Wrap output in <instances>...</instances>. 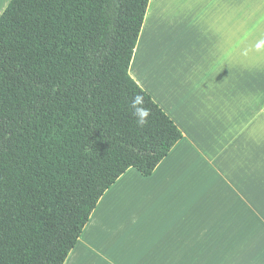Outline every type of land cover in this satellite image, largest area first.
Listing matches in <instances>:
<instances>
[{"label":"crops","instance_id":"crops-1","mask_svg":"<svg viewBox=\"0 0 264 264\" xmlns=\"http://www.w3.org/2000/svg\"><path fill=\"white\" fill-rule=\"evenodd\" d=\"M260 41L264 0H149L128 72L182 138L116 180L64 264H264Z\"/></svg>","mask_w":264,"mask_h":264},{"label":"trees","instance_id":"trees-1","mask_svg":"<svg viewBox=\"0 0 264 264\" xmlns=\"http://www.w3.org/2000/svg\"><path fill=\"white\" fill-rule=\"evenodd\" d=\"M148 3L11 0L1 14L0 264H64L116 180L150 176L182 138L128 72Z\"/></svg>","mask_w":264,"mask_h":264},{"label":"clouds","instance_id":"clouds-1","mask_svg":"<svg viewBox=\"0 0 264 264\" xmlns=\"http://www.w3.org/2000/svg\"><path fill=\"white\" fill-rule=\"evenodd\" d=\"M264 48V41H260L256 44V49L260 50ZM132 116L135 118L137 126H145L151 115L150 109L144 105L143 97L136 95L133 97L129 104Z\"/></svg>","mask_w":264,"mask_h":264},{"label":"rangeland","instance_id":"rangeland-1","mask_svg":"<svg viewBox=\"0 0 264 264\" xmlns=\"http://www.w3.org/2000/svg\"><path fill=\"white\" fill-rule=\"evenodd\" d=\"M11 0H0V16H1V14L4 12V10L6 9V7H7V5L9 4V2H10ZM150 40H153V39H149V38H147V42H149ZM146 42V43H147ZM144 43H145V41H144ZM152 46V45H151ZM144 47L145 46H143V49H142V47H141V49H140V62H142L143 61V55H144ZM154 49H158V46L156 45L155 47H153V50ZM158 53V52H157ZM153 60V59H152ZM158 62H159V60H154L153 61V63L154 64H158Z\"/></svg>","mask_w":264,"mask_h":264},{"label":"bare ground","instance_id":"bare-ground-1","mask_svg":"<svg viewBox=\"0 0 264 264\" xmlns=\"http://www.w3.org/2000/svg\"><path fill=\"white\" fill-rule=\"evenodd\" d=\"M142 35H143V33H142ZM142 43H143V41H142V38H141V42H140V44L142 45ZM139 47H140V46H139ZM140 49H141V48H140ZM138 51H139V50H138ZM138 51H137V52H138ZM139 52H140V51H139Z\"/></svg>","mask_w":264,"mask_h":264}]
</instances>
